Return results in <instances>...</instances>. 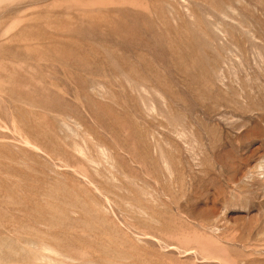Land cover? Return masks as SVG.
Instances as JSON below:
<instances>
[{"label": "rangeland", "instance_id": "obj_1", "mask_svg": "<svg viewBox=\"0 0 264 264\" xmlns=\"http://www.w3.org/2000/svg\"><path fill=\"white\" fill-rule=\"evenodd\" d=\"M0 264H264V0H0Z\"/></svg>", "mask_w": 264, "mask_h": 264}]
</instances>
